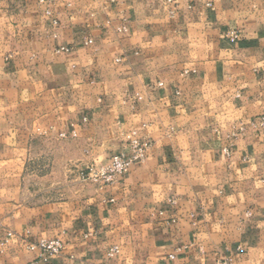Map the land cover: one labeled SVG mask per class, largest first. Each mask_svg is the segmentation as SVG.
<instances>
[{
  "label": "crops",
  "instance_id": "1",
  "mask_svg": "<svg viewBox=\"0 0 264 264\" xmlns=\"http://www.w3.org/2000/svg\"><path fill=\"white\" fill-rule=\"evenodd\" d=\"M263 115L264 0H0V264H264Z\"/></svg>",
  "mask_w": 264,
  "mask_h": 264
},
{
  "label": "built area",
  "instance_id": "2",
  "mask_svg": "<svg viewBox=\"0 0 264 264\" xmlns=\"http://www.w3.org/2000/svg\"><path fill=\"white\" fill-rule=\"evenodd\" d=\"M42 2L50 3L53 0H41ZM50 12V11H48ZM125 29V28H122ZM93 40L90 38L86 42L91 43ZM256 127L259 125L264 126V115L259 124H254ZM152 146L150 138L141 137L137 131H132L127 142V149L123 152L112 155L108 160L103 162H93L79 170L81 178L97 182L101 185L111 184L118 181L119 177L129 171L131 164L136 160H144L148 150ZM228 149H226L227 151ZM32 249H38V258L31 262V264H40L41 262H49L55 256L61 254L64 250V241L59 237L43 238L37 243H31ZM181 249H178L179 251ZM119 252V248L113 246L109 248L108 255L113 256ZM172 258L175 253L170 254ZM217 264H233L229 258L221 259Z\"/></svg>",
  "mask_w": 264,
  "mask_h": 264
},
{
  "label": "rangeland",
  "instance_id": "3",
  "mask_svg": "<svg viewBox=\"0 0 264 264\" xmlns=\"http://www.w3.org/2000/svg\"><path fill=\"white\" fill-rule=\"evenodd\" d=\"M93 163V162H92ZM89 164H91V163H89ZM78 176L81 178V176H80V173L78 172ZM83 181H89V182H93V181H90V180H85V179H83V178H81Z\"/></svg>",
  "mask_w": 264,
  "mask_h": 264
}]
</instances>
